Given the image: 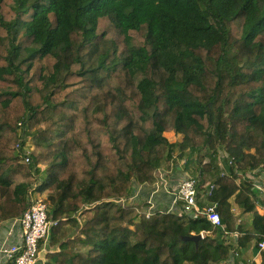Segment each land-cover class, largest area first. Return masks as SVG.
<instances>
[{
    "label": "trees",
    "instance_id": "obj_1",
    "mask_svg": "<svg viewBox=\"0 0 264 264\" xmlns=\"http://www.w3.org/2000/svg\"><path fill=\"white\" fill-rule=\"evenodd\" d=\"M177 148L185 167L200 153L208 200L258 252L259 196L218 157L264 173V0H0V221L23 215L35 182L51 188L50 264H237L204 216L118 201L176 170Z\"/></svg>",
    "mask_w": 264,
    "mask_h": 264
},
{
    "label": "built area",
    "instance_id": "obj_2",
    "mask_svg": "<svg viewBox=\"0 0 264 264\" xmlns=\"http://www.w3.org/2000/svg\"><path fill=\"white\" fill-rule=\"evenodd\" d=\"M30 149L26 151L25 162H28L30 157ZM220 166V175H231L228 167H235L237 173L238 185L243 181H249L253 189L257 192L264 209V173L258 170H251L248 173L240 171L233 157L227 156L224 152H220L218 157ZM208 162V159H204ZM165 171L158 169V185L164 181ZM191 174H186L179 182L175 190L169 191L173 194L171 204L167 209L156 208L153 203V198L146 200L145 208L137 207L139 211L145 212L149 216L152 212L159 210L162 212H177L185 214L188 217L204 216L214 228H218L222 232V237L225 241H233V247L230 251L232 263L237 264H253L254 262H245L242 257L241 247L238 245V232H230L227 230L225 224L222 222L220 213L218 212L217 204L210 203L208 200L209 195L218 187V184L212 179H205L206 173L201 169H191ZM203 180V181H202ZM132 192L129 197L120 198L118 201L121 205L132 204L141 192V186ZM153 185V186H154ZM166 188H169L166 186ZM168 190V189H167ZM32 192L30 191V196ZM14 223L19 224V232L14 229V225L9 230V238L0 242V264H47L42 256L44 247L43 243L48 240L52 227L58 224V220H52L48 216V204L40 198H30V205L25 210L23 215L12 219ZM12 221H10L12 223ZM196 234V233H193ZM202 238L211 234L210 231L202 230L200 233ZM264 250V240L259 242L258 253Z\"/></svg>",
    "mask_w": 264,
    "mask_h": 264
},
{
    "label": "crops",
    "instance_id": "obj_3",
    "mask_svg": "<svg viewBox=\"0 0 264 264\" xmlns=\"http://www.w3.org/2000/svg\"><path fill=\"white\" fill-rule=\"evenodd\" d=\"M185 165L184 166H178V168L175 170L168 169L165 171V177H164V181H161L158 185H143L141 186L142 190L139 193V195L137 196V200H135L136 202V207H140L141 209L145 208V203L147 199H150V196H152L153 198V203L155 204L156 208H160V209H167L169 208L170 204H171V200L173 199V194L172 190H175L178 185L180 180L185 176ZM139 184L135 185L134 191L139 187ZM169 187V188H166ZM168 189V190H167ZM237 205H234L233 207V211L238 214L239 209L236 208ZM257 208L261 211L264 212L263 209V205L262 203H259ZM237 210V211H236ZM17 218V217H16ZM14 219V218H13ZM12 221V219H8L5 221H0V242H3L4 240H6L7 238H9V230L12 228V225H14V229L17 231V233L19 232V224L18 223H14V221H12V223L10 222ZM239 221H243V218H240ZM78 233V232H77ZM76 233V234H77ZM75 234L73 233V235L71 236V238H73ZM47 244H48V240H46L45 243L42 244V246L44 247L45 250H43V255L44 253H47L48 251L51 250H47ZM78 243L76 242H71L70 248H76L75 246ZM80 244V243H79ZM83 245V244H82ZM86 246H84L85 248ZM86 249V248H85ZM241 254L242 257L241 259H243L245 262H256V263H260L262 260V256L261 253L259 254L258 252H255L253 249V246L250 245L248 248H243L241 247ZM44 260L46 261L47 264H50V260L49 258L46 257V255L44 256ZM229 262L232 263V258H229Z\"/></svg>",
    "mask_w": 264,
    "mask_h": 264
},
{
    "label": "rangeland",
    "instance_id": "obj_4",
    "mask_svg": "<svg viewBox=\"0 0 264 264\" xmlns=\"http://www.w3.org/2000/svg\"><path fill=\"white\" fill-rule=\"evenodd\" d=\"M31 132H33V130L31 131ZM165 135L169 138V140L171 141V142H179V141H181L182 140V135H180V134H177V133H175V132H165ZM34 147H35V143H34V141H33V135H28V138H27V142H26V145H25V149L27 148V150L28 149H30V150H32V149H34ZM179 152H180V150L177 148L175 151H174V155H175V157H176V159H175V165H177L178 164V166H184V164H185V161H186V158L185 157H182V158H179L178 156H179ZM187 155H188V157L190 158V160H191V163H190V165H189V167H185V170H184V172H185V175L186 174H191L192 172H191V168L192 169H195V168H199V167H201V163H199L196 159H198L199 161H200V153H198V152H195V153H190V151H187V153H186ZM200 158V159H199ZM207 158V157H206ZM205 159V156H204V158L202 159V160H204ZM194 160H196V162L194 161ZM38 167L40 168V169H45L46 168V165H44L43 163H41V162H39L38 164ZM190 168V169H189ZM159 169H161L162 171H163V169L164 170H168L167 168H166V166L165 165H163V166H161V167H159ZM205 179H211V177L206 173V177H205ZM38 184H39V182L37 181V182H35L34 184H33V186L31 187V192H32V195L30 196V198H33V199H36V198H40V199H43V201H45L47 204H48V196L49 195H51L52 193H53V190L51 189V188H49V189H47L45 192H40L38 189H37V186H38ZM236 184L238 185V182L236 181ZM153 186V185H152ZM239 186H241V184L239 185ZM137 200V199H136ZM136 202V201H135ZM134 202V204L136 205V203ZM261 202V201H260ZM90 205H92V204H90ZM236 208L237 209H239V207L238 206H236ZM237 211V210H236ZM239 212H240V209H239ZM239 212H238V214H239ZM64 218H66V217H64ZM77 218L80 220V221H84V219H85V217H82L81 215H77ZM70 229H73V227L71 228L70 227ZM78 232V231H77ZM83 234V232L81 231V236H83L82 235ZM73 235V234H72ZM75 236V235H74ZM72 242H77L75 239H72ZM78 244L75 246L76 247V249H78V250H87V249H85L84 248V245H82V243H80V242H77ZM80 243V244H79ZM54 248H50V247H48L47 246V250H53ZM43 255V254H42ZM44 256H45V253H44ZM43 256V257H44Z\"/></svg>",
    "mask_w": 264,
    "mask_h": 264
},
{
    "label": "water",
    "instance_id": "obj_5",
    "mask_svg": "<svg viewBox=\"0 0 264 264\" xmlns=\"http://www.w3.org/2000/svg\"><path fill=\"white\" fill-rule=\"evenodd\" d=\"M217 210V208H216ZM183 240H191L194 241L196 244L202 239L200 234H192V235H183L182 236Z\"/></svg>",
    "mask_w": 264,
    "mask_h": 264
}]
</instances>
